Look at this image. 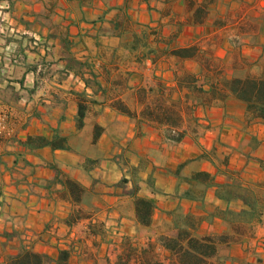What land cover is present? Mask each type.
<instances>
[{
	"label": "crops",
	"instance_id": "obj_1",
	"mask_svg": "<svg viewBox=\"0 0 264 264\" xmlns=\"http://www.w3.org/2000/svg\"><path fill=\"white\" fill-rule=\"evenodd\" d=\"M204 1L0 0V264L22 248L56 260L65 237L82 239L69 264H114L125 246L157 244L188 216L199 235L229 232L215 212L245 206L218 192L264 184V121L232 96L201 106L179 79L208 88L212 77L261 73L264 0H208L196 21ZM190 46L191 59L170 54ZM153 98L179 103V142L143 116ZM136 198L153 204L148 225ZM261 242L264 212L214 258L239 264L256 247L264 264Z\"/></svg>",
	"mask_w": 264,
	"mask_h": 264
},
{
	"label": "trees",
	"instance_id": "obj_2",
	"mask_svg": "<svg viewBox=\"0 0 264 264\" xmlns=\"http://www.w3.org/2000/svg\"><path fill=\"white\" fill-rule=\"evenodd\" d=\"M207 1L205 0L203 5L195 10L196 21L205 13L209 4ZM196 52V47L190 46L173 49L170 54L176 58L191 59ZM193 78L195 75L185 73L179 79V83H183L199 99V105L206 107L217 102L223 104L228 97L232 96L245 105L248 120L264 121V69L259 74L249 73L242 78L217 79L212 77L206 84L208 88H204V83L197 84V80ZM152 105L153 107L151 105V107L146 106L143 116L166 125L169 139L173 142H179L185 135V131H180L184 121L180 113L179 103L171 101L167 104L165 100L157 98ZM114 107L123 113H127L126 108L121 103H115ZM194 107V105H190L186 110L188 112L193 111ZM82 118V106L79 105L77 113L79 127ZM30 140L32 138H29ZM43 144L52 147L56 145L51 141ZM57 144L61 146L60 143ZM193 177L206 180L209 175L198 173ZM68 184L75 198H78L81 189L72 182H68ZM218 195L225 201L239 199L245 206L239 212H234L228 208L215 212L216 216L229 224V232L199 235L197 233L199 220L194 216H188L181 221H175L174 232L170 235H162L157 244L149 243L141 248L125 246L114 264H213L212 259L217 255L220 246L236 244L239 242V237L253 233L254 224L260 220L264 212V184H256L252 187H244L238 183L223 184ZM248 198H251L252 202H249ZM135 206L139 222L148 225V217L153 210L152 202L143 198H136ZM72 222V217L66 221L67 224ZM89 231L92 234L94 230L89 228ZM160 249L163 253L159 251ZM70 255H72L71 250L63 249L60 250L58 258L53 260L46 255L22 248L17 254L8 256L3 264H69ZM260 263V260H257L256 263L241 260L240 264Z\"/></svg>",
	"mask_w": 264,
	"mask_h": 264
},
{
	"label": "rangeland",
	"instance_id": "obj_3",
	"mask_svg": "<svg viewBox=\"0 0 264 264\" xmlns=\"http://www.w3.org/2000/svg\"><path fill=\"white\" fill-rule=\"evenodd\" d=\"M177 25H180L179 23L177 24ZM156 99L157 98H153L152 100H150L149 101V103H147V105L146 106H152L153 107V103L156 101ZM145 106V107H146ZM150 106V107H151ZM179 107H180V105H179ZM187 111V110H186ZM187 113H188V111H187ZM248 201L249 202H252V199L251 198H248ZM66 238V237H65ZM61 239H64V238H61ZM262 244H264L263 242H261ZM57 244L58 245H61V244H59L58 243V240H57ZM61 246H65V245H61ZM261 246V245H260ZM59 247V246H58ZM79 250H80V252H81V248H79ZM241 260H246V261H249V262H252V263H256V261L257 260H260L261 261V263L260 264H262V259L260 258V256H259V253H257V251H256V247H254L253 249H250V250H248V252H247V254L245 255V257H242L240 260H238V263L240 264L241 263ZM220 262V259L218 258V257H216V258H214V259H212V263L213 264H218ZM233 262H232V260L231 261H229V264H232Z\"/></svg>",
	"mask_w": 264,
	"mask_h": 264
},
{
	"label": "built area",
	"instance_id": "obj_4",
	"mask_svg": "<svg viewBox=\"0 0 264 264\" xmlns=\"http://www.w3.org/2000/svg\"><path fill=\"white\" fill-rule=\"evenodd\" d=\"M70 236V235H69ZM81 238L75 239L74 237H66L64 239H59L58 243L61 245H65V249L71 250L72 254L80 255V246H81Z\"/></svg>",
	"mask_w": 264,
	"mask_h": 264
}]
</instances>
